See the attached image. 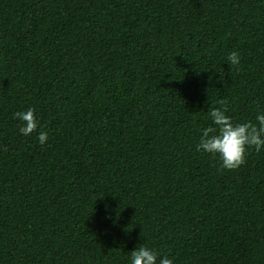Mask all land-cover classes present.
<instances>
[{"label": "trees", "instance_id": "trees-1", "mask_svg": "<svg viewBox=\"0 0 264 264\" xmlns=\"http://www.w3.org/2000/svg\"><path fill=\"white\" fill-rule=\"evenodd\" d=\"M220 107L264 111V0H0V264H264V150H196Z\"/></svg>", "mask_w": 264, "mask_h": 264}, {"label": "clouds", "instance_id": "clouds-1", "mask_svg": "<svg viewBox=\"0 0 264 264\" xmlns=\"http://www.w3.org/2000/svg\"><path fill=\"white\" fill-rule=\"evenodd\" d=\"M240 62L241 57L237 52H232L227 58V63L237 68ZM227 111L226 107H220L210 112L212 126L200 130L196 150L217 156L223 169L235 170L246 162L249 149L258 153L264 150V111L258 112L255 124L234 123ZM12 118L20 122V135L28 137L37 132L39 119L33 107L13 112ZM36 139L39 144L45 145L49 140L48 133L40 131ZM130 264H174V259L142 246L131 252Z\"/></svg>", "mask_w": 264, "mask_h": 264}]
</instances>
